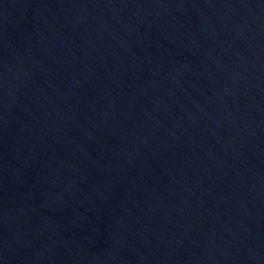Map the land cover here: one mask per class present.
Masks as SVG:
<instances>
[{
	"label": "water",
	"instance_id": "water-1",
	"mask_svg": "<svg viewBox=\"0 0 264 264\" xmlns=\"http://www.w3.org/2000/svg\"><path fill=\"white\" fill-rule=\"evenodd\" d=\"M121 264H264V0H215Z\"/></svg>",
	"mask_w": 264,
	"mask_h": 264
}]
</instances>
